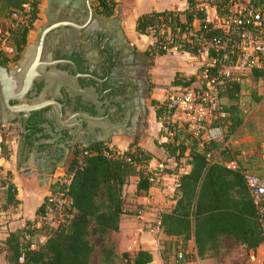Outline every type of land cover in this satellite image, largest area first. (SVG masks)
<instances>
[{
    "label": "trees",
    "instance_id": "1",
    "mask_svg": "<svg viewBox=\"0 0 264 264\" xmlns=\"http://www.w3.org/2000/svg\"><path fill=\"white\" fill-rule=\"evenodd\" d=\"M29 1L33 7V23L37 19L39 0H3L2 6L10 16L12 12L21 10ZM186 1L187 9L184 11L170 10L140 15L135 21L136 33L148 36L149 30H157L159 25L168 19L172 26L181 28L190 25L195 18L202 19L197 0ZM98 2L106 16L113 14L115 3L112 0ZM255 2L261 4L264 0ZM179 17L183 19L180 20ZM26 43L27 32H24L16 40L17 51L21 52ZM183 51L198 55L196 48ZM163 55L165 53L160 50L158 41L141 54L149 59ZM250 78L264 83V70L253 71ZM192 79V76L185 78L175 74L171 85L185 84ZM241 90V83L229 81L225 82L221 89L223 110L227 114L224 123H228V135L233 134L242 124L237 104ZM260 100V97L255 96L256 102ZM225 101L230 103L228 107ZM151 105L155 108V117L159 122L160 116L165 114L164 109L159 107L157 101H152ZM180 135L181 131L176 132L172 141L159 145L177 166L187 157L185 164L190 167L189 172L182 174L177 180L173 206L168 212L159 215V231L166 238H173L165 249L174 251V264H178L177 252L183 254V260L179 264H187L190 261V241L194 244L193 258L198 260L219 257L221 239L224 237L243 246L247 253L255 251L264 243V238L254 203L243 179L242 172L245 170H230L225 167L226 163L236 161L229 150L221 149L223 142L201 144L190 136V142L186 144L187 140H180ZM228 135L225 139H228ZM85 150L91 152V155L85 157L84 166L75 171L68 187L73 210L70 223L58 230L44 227L30 230L31 223L27 222L22 231L9 234L3 242L7 264H90L91 255L95 250L90 239L117 232L121 216L127 214L124 209L123 188L128 180L138 177L135 196L146 195L153 186L150 181L153 174L144 168L153 157L136 143L130 144L128 150L122 153L109 149V146L99 145ZM214 152L219 153L221 162L213 160ZM74 166L76 160L69 169ZM167 174H172V171L167 170ZM0 183L2 187L3 184L7 185L5 204L15 206V188L1 179ZM54 186L56 188L57 184ZM41 210L42 206L36 214ZM25 235H29L28 240ZM33 237H44L45 241L42 244H34L31 242ZM100 255L102 262L106 264H115L119 259L115 252L107 247L101 250ZM121 260L124 264H150L152 256L149 252L138 251L134 254L123 253Z\"/></svg>",
    "mask_w": 264,
    "mask_h": 264
},
{
    "label": "flooded vegetation",
    "instance_id": "2",
    "mask_svg": "<svg viewBox=\"0 0 264 264\" xmlns=\"http://www.w3.org/2000/svg\"><path fill=\"white\" fill-rule=\"evenodd\" d=\"M38 6L36 21L43 17L44 22L36 29L34 38L40 31H46L37 59L44 75L33 83L25 105L31 106L35 100L43 106L51 103L47 90L58 77L55 71L74 76L69 64L54 62H72L80 77L77 86L70 89L73 98L63 89L54 91L59 109L49 106L39 118L29 120L26 125L12 120L0 124L1 136L10 132L28 134L29 148L44 146L41 151L50 154L55 164L64 158L72 164L80 149L108 146L115 136L140 137L148 109L152 107L148 97L150 87L145 83L148 63L144 64L142 53L138 54L124 41L117 24L108 21L112 15L102 12L98 0H44L43 9ZM15 58L18 60L12 66L6 65L7 60L0 62L7 72V78L2 81L20 82L22 55ZM3 112L4 122L16 116L0 109V120ZM43 136L55 139L43 144L41 141L50 140Z\"/></svg>",
    "mask_w": 264,
    "mask_h": 264
},
{
    "label": "built area",
    "instance_id": "3",
    "mask_svg": "<svg viewBox=\"0 0 264 264\" xmlns=\"http://www.w3.org/2000/svg\"><path fill=\"white\" fill-rule=\"evenodd\" d=\"M197 8L203 18H195L184 28L172 26L168 19L157 30H149V36L154 43L158 41L160 50L165 54L186 53L184 49L196 48L203 61L192 80L170 86L158 103L164 109L162 124L170 137L183 131L201 144L220 143L223 142L222 132L227 117L220 96L224 83L240 84L250 79L253 71L264 70V3L258 4L255 0H205ZM32 12V2L29 1L21 10L12 12L9 23L4 29L0 28V62L15 56V47L9 40L13 35L18 37L30 32L34 24ZM90 155L91 152L85 149L77 152L76 166L56 181V188L45 198L36 217L37 224H31L30 230L40 227L58 230L70 223L73 210L68 187L75 171L84 166L85 157ZM225 167L240 169L236 162L226 163ZM242 175L264 238V177L249 170L243 171ZM150 181L153 185L157 184L154 178ZM159 224L158 220L150 231L159 232ZM25 239L28 240L29 235H25ZM44 240L41 237L38 243L42 244ZM182 260V252H177L176 262L179 264ZM247 262L264 264V258H258L256 250L250 251Z\"/></svg>",
    "mask_w": 264,
    "mask_h": 264
},
{
    "label": "crops",
    "instance_id": "4",
    "mask_svg": "<svg viewBox=\"0 0 264 264\" xmlns=\"http://www.w3.org/2000/svg\"><path fill=\"white\" fill-rule=\"evenodd\" d=\"M112 1L115 3V9L108 21L117 24L123 34L124 41L130 47H133L138 54L148 50L153 45L154 39L149 35L142 36L136 33L135 21L137 17L151 12H164L175 9L184 11L187 9L186 0H147L149 6L142 9L140 13L132 15L135 10L132 11L125 0ZM199 1L202 2V0H197L198 3H200ZM169 56L171 55L157 56L152 60V68L154 67V70H146L148 75H152L150 77L152 84L159 85L160 63ZM176 57L180 58L184 63L186 62V65H180L178 68L172 69L170 77L164 85L172 82L175 74L193 76L203 64L202 61L201 65L195 68V64H192L191 60L196 59L197 56L188 53L179 54ZM67 115L72 116V113L67 111ZM58 119L60 120V117ZM153 121L155 122L154 125L152 123V126H150L151 118L149 119L148 113L146 126L140 137L136 139V137L123 138L122 136H115L111 139L108 146L118 144V149L125 152L128 150L130 144L136 143L139 146L145 147L153 157L148 165L144 167L148 172L156 169L155 164L158 167L171 171L174 166L176 170H173L172 174H167V171L165 172L161 168L155 170L160 172L158 176L156 172H153V178L157 184H154L147 194L142 196H135L138 177H131L128 180L123 188L124 209L127 214L121 216L117 232L110 233L104 237H96L102 240L98 254H100L104 247H112L118 258H121L123 253L134 254L138 251H146L152 256L150 264H164V262H159V259L156 260V254L159 256V252L163 250L161 244L163 245L165 241L173 240V238H166L160 231H150V228L155 226L162 212H168L173 206L177 180L182 174L188 173L190 167L187 164L177 167L174 160L169 158L164 150L159 147L160 144L168 142L165 138H161L157 142V147L149 145L151 139H156L160 127L156 123L155 112ZM150 130H155L156 133H150ZM43 138L50 139L48 141H41L43 144L52 143L55 139V137L49 138L48 136H43ZM30 139L28 134L22 135L19 133V135H16L10 132L5 137H2L0 134V168L3 169L2 171L5 175L10 176V184L15 188V200L17 201L15 206L5 204V210L0 211V264H7L6 252L3 246L5 239L11 233L22 231L27 222H30L32 225L37 224V210L42 206L48 194L52 192L56 181L71 165V163L69 164L70 160L67 162L66 158L59 164H55L56 160L50 154L47 155L46 152L41 151L44 149L42 145L39 148L31 150L33 148H29V145H31ZM159 160H162L161 166H159ZM224 239L233 242L230 238L224 237L221 239V243ZM263 247L264 245L262 244L256 249L258 258H260L259 255L264 257V252L261 250ZM188 253L195 254L193 241L188 243Z\"/></svg>",
    "mask_w": 264,
    "mask_h": 264
},
{
    "label": "rangeland",
    "instance_id": "5",
    "mask_svg": "<svg viewBox=\"0 0 264 264\" xmlns=\"http://www.w3.org/2000/svg\"><path fill=\"white\" fill-rule=\"evenodd\" d=\"M43 1L44 0H39V9H43ZM126 4L131 7V10L134 11L132 15L138 14L141 12L142 9H145L149 6V3L147 0H125ZM200 4L204 3L205 0L199 1ZM3 0H0V28L4 29L6 25L9 23V16L8 12L3 9ZM177 10V9H175ZM40 15V14H39ZM43 17H38V20L34 22L32 29L30 32L27 34V43L25 46L22 47V51L18 52L17 47H16V40L18 39L17 35H13L10 38V43L15 47L17 57L21 56L24 52V50L27 48L28 45L34 42V37H35V32L36 29L39 28L42 23L44 22ZM167 55H171L167 58H165L160 64V75L158 78V84H152L150 81V77L152 75H148L145 77V83L146 85H149L150 87V94H149V103L151 101H161L163 98V93L165 90H168L170 86H172V82L164 85L166 81L169 79L170 72L172 69L178 68L180 65H186V62L182 61L180 58L176 57L182 55L183 53H166ZM165 54V55H166ZM15 56H11L6 58L7 61L6 65L12 66L13 63L17 58ZM195 56V55H194ZM199 57V58H198ZM198 58V59H197ZM196 59L191 60L192 64H195L194 67L197 68L199 65L202 63V59L200 55H197ZM18 60V59H17ZM152 60L149 58H144L143 62L146 65L148 63V68H146L148 71H153L154 67L152 68ZM2 61V60H1ZM151 64V65H149ZM198 72V71H197ZM196 72V73H197ZM179 76H183L179 74ZM191 76V75H190ZM190 76H184L185 78H189ZM174 78V77H173ZM173 81V80H172ZM242 90L239 95V99L237 101V104L239 106L240 110V117L242 119V124L240 127L236 129V131L233 134L228 135L227 131V125L228 123L225 124V127L223 129V143L221 145V149H227L233 157L235 158L236 163L238 164L239 168L242 170H249L252 171L253 173L260 174L264 177V83L261 80L254 81L251 78L248 79L247 81H243L241 83ZM260 97L261 100L259 102L255 101V96ZM226 106L228 107L230 103L225 101ZM155 112V108H149L148 113H149V119L151 118V123L150 126L154 125L153 121V115ZM163 116H160V121L156 122L159 127V132L157 133L156 139H151V143L149 144L150 146L157 147L158 144L157 142L161 138H165L167 141H172L173 137H170L168 133L165 132V128L162 124ZM153 123V124H152ZM152 124V125H151ZM154 131L150 130V133H154ZM156 133V132H155ZM228 135V139H225L226 136ZM180 140L186 139V144L190 142V136L186 134L185 132L181 131L180 135ZM143 151L148 152L145 147L139 146ZM118 144L111 145L109 146V149L116 151V152H122L121 150L118 149ZM149 153V152H148ZM150 154V153H149ZM188 158L185 157L180 163V166H184L185 163L187 162ZM213 160L216 162H221L222 159L219 155L218 152H214L213 155ZM162 160H159V166H161ZM156 169H152V174L153 172L160 174L159 171H155L158 168L160 169L161 167H158L156 164ZM178 167V166H177ZM153 168V167H152ZM163 171H167L168 169L161 168ZM3 169L0 168L1 172V180L5 182H10V176L5 175L2 171ZM175 171L176 168L173 166L172 171ZM171 171V170H169ZM155 176V175H154ZM156 176V178H157ZM4 186L2 187V184L0 183V211L5 210L4 207L5 205V191H6V184H3ZM133 205V204H132ZM39 239H36L33 237L31 239V242L36 244L38 243ZM92 244L94 245V252L91 255V262L90 264H103L102 263V256L98 254V249L100 248L102 244V240L96 237H93L90 239ZM169 241H165L163 246V250L160 251V255L157 256L156 254V260L159 259V262H164V264H174L175 263V254L174 251L170 249H165L167 248ZM110 249H113L112 247H109ZM165 249V251H164ZM264 252V247L261 249ZM101 253V252H100ZM167 254V257L165 258V254ZM190 254V253H189ZM247 251L244 247L239 245L236 242H231L227 239H224L221 243V254L217 258H206L204 261H200L196 258H193V254H190V261L187 264H248L247 262ZM261 259V255H259ZM2 262V261H1ZM115 264H124V261L119 258L118 260L115 261ZM185 264V263H183Z\"/></svg>",
    "mask_w": 264,
    "mask_h": 264
},
{
    "label": "water",
    "instance_id": "6",
    "mask_svg": "<svg viewBox=\"0 0 264 264\" xmlns=\"http://www.w3.org/2000/svg\"><path fill=\"white\" fill-rule=\"evenodd\" d=\"M46 31H40L37 35L35 41L27 46L22 54V61L20 62L19 74H23V79L18 83H12L8 81H2L3 78H7V72L5 68L0 65V109L7 110L10 113H14L16 116L14 119H10V122H4L5 113H2L0 124L4 125L6 123H11L12 121L21 122L23 125H26L27 122L31 119H37L40 117V114L45 109H49V106H53L59 109V103L55 99L54 91L59 92L60 89L65 90V94L68 97H72L70 89L72 86H77V79L80 77L76 71V67L72 62L58 61L54 62L55 64L67 63L72 67L73 75H68L66 72L61 74L60 71H55L58 74V77L54 78L50 88L47 90L49 92V97L51 103L43 106L40 105L39 101H32L31 106L25 105V102L28 100L27 95L31 91L33 83L37 80H40L39 77L44 75L42 69L38 63V57L44 42ZM35 58V59H33ZM34 60L32 62L31 60ZM37 60V61H36ZM27 65L29 66L27 70L22 72V68ZM62 75V76H61ZM73 98V97H72ZM26 107L27 109H24ZM12 120V121H11ZM15 122V123H16Z\"/></svg>",
    "mask_w": 264,
    "mask_h": 264
},
{
    "label": "bare ground",
    "instance_id": "7",
    "mask_svg": "<svg viewBox=\"0 0 264 264\" xmlns=\"http://www.w3.org/2000/svg\"><path fill=\"white\" fill-rule=\"evenodd\" d=\"M28 67H29V66L25 65V66L22 68V72L25 71V70H27ZM22 76L24 77V75L21 74L18 78H20V79L22 80V79H23ZM21 80H20V81H21Z\"/></svg>",
    "mask_w": 264,
    "mask_h": 264
}]
</instances>
